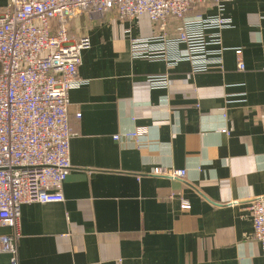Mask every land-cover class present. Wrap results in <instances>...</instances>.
<instances>
[{
	"label": "crops",
	"instance_id": "1",
	"mask_svg": "<svg viewBox=\"0 0 264 264\" xmlns=\"http://www.w3.org/2000/svg\"><path fill=\"white\" fill-rule=\"evenodd\" d=\"M226 15L222 60L198 74L185 60L133 57L131 38L158 30L147 15L72 20L91 46L79 69L87 83L70 94L66 199L22 205L19 264H264L248 209L264 195V0H233ZM152 74L173 83L153 88ZM137 128L141 140L126 136Z\"/></svg>",
	"mask_w": 264,
	"mask_h": 264
},
{
	"label": "built area",
	"instance_id": "2",
	"mask_svg": "<svg viewBox=\"0 0 264 264\" xmlns=\"http://www.w3.org/2000/svg\"><path fill=\"white\" fill-rule=\"evenodd\" d=\"M233 0H8L0 12V253L19 264L21 208L24 204L65 201L64 184L72 169L69 107L71 91L87 83L79 75L88 36L70 33L83 13L115 11L128 21L147 15L155 34L131 38L135 58L188 61L192 73H205L221 62L226 49L222 31L233 26L226 15ZM203 13L189 15L191 10ZM175 23V35L169 33ZM127 31H131L130 28ZM180 46H183L180 48ZM238 68L245 70L244 50L237 47ZM153 88H169L168 74L149 75ZM81 116V113L77 114ZM229 133L227 129L222 130ZM146 128L126 133L141 140ZM115 139H121L120 134ZM156 174L184 178L185 169L157 168ZM182 207L190 203L183 199ZM253 233L264 256V195L249 201Z\"/></svg>",
	"mask_w": 264,
	"mask_h": 264
},
{
	"label": "trees",
	"instance_id": "3",
	"mask_svg": "<svg viewBox=\"0 0 264 264\" xmlns=\"http://www.w3.org/2000/svg\"><path fill=\"white\" fill-rule=\"evenodd\" d=\"M204 12V10H191L190 12H189V15H194V14H199V13H203Z\"/></svg>",
	"mask_w": 264,
	"mask_h": 264
}]
</instances>
